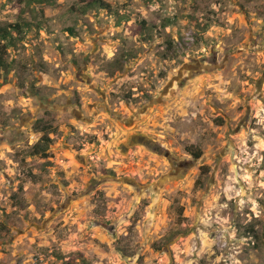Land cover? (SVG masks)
Returning <instances> with one entry per match:
<instances>
[{"label":"rangeland","instance_id":"obj_1","mask_svg":"<svg viewBox=\"0 0 264 264\" xmlns=\"http://www.w3.org/2000/svg\"><path fill=\"white\" fill-rule=\"evenodd\" d=\"M103 1L0 0V264H264V0Z\"/></svg>","mask_w":264,"mask_h":264},{"label":"trees","instance_id":"obj_2","mask_svg":"<svg viewBox=\"0 0 264 264\" xmlns=\"http://www.w3.org/2000/svg\"><path fill=\"white\" fill-rule=\"evenodd\" d=\"M44 0H30V2H43ZM94 3L99 4L100 7H105L106 9H110L109 4L104 2L103 0H94ZM142 24H144V21H142ZM39 29L42 27L41 24H39ZM31 25L29 23L23 22L22 24L16 22L13 24H10L8 26H0V68L5 67V57L7 55V49L13 45L15 41V37L22 32L23 29H26L27 31L30 30ZM71 31V30H69ZM170 45V43H169ZM47 133H44L41 136V141L44 144H48L50 142V138L46 135ZM34 153L39 154L41 153L43 156H46L45 151H43V148L38 146V143L34 145ZM186 151L190 153L195 159H198L201 157L202 152L199 148H195L193 146H187ZM203 171H207V168L202 167ZM198 184L201 183V180L197 182ZM252 231V228L250 229Z\"/></svg>","mask_w":264,"mask_h":264}]
</instances>
